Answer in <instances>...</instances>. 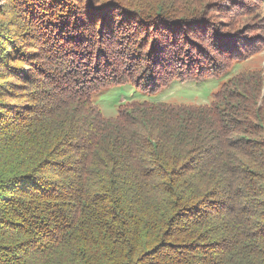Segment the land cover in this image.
<instances>
[{"label":"trees","instance_id":"1","mask_svg":"<svg viewBox=\"0 0 264 264\" xmlns=\"http://www.w3.org/2000/svg\"><path fill=\"white\" fill-rule=\"evenodd\" d=\"M161 1L0 0V264H264L262 68L204 105L92 100L264 49Z\"/></svg>","mask_w":264,"mask_h":264},{"label":"rangeland","instance_id":"2","mask_svg":"<svg viewBox=\"0 0 264 264\" xmlns=\"http://www.w3.org/2000/svg\"><path fill=\"white\" fill-rule=\"evenodd\" d=\"M178 1L180 0H163L161 2L167 12H172L177 8L175 5L178 4ZM179 11L182 13L185 10ZM201 11L206 13L210 20L220 24L219 29L222 31H227L230 34L239 32L238 38L242 40L246 37L264 35V0H210L207 7L204 3L201 4ZM261 68L264 70V49L249 56L243 62L234 63L226 73L218 77L206 78L201 81L174 80L153 93L137 90L138 85L134 82L119 83L104 87L93 96L92 100L104 117H115L120 105L131 100L204 105L210 103L213 94L218 91L219 83L223 82L225 78H232L243 70Z\"/></svg>","mask_w":264,"mask_h":264}]
</instances>
